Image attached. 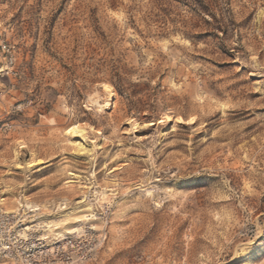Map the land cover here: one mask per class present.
I'll list each match as a JSON object with an SVG mask.
<instances>
[{"label": "rangeland", "instance_id": "374dc122", "mask_svg": "<svg viewBox=\"0 0 264 264\" xmlns=\"http://www.w3.org/2000/svg\"><path fill=\"white\" fill-rule=\"evenodd\" d=\"M27 202L92 213L89 264H264V0H0V211Z\"/></svg>", "mask_w": 264, "mask_h": 264}, {"label": "built area", "instance_id": "2783aa9c", "mask_svg": "<svg viewBox=\"0 0 264 264\" xmlns=\"http://www.w3.org/2000/svg\"><path fill=\"white\" fill-rule=\"evenodd\" d=\"M31 212L0 211V243L13 264H89L106 238L94 225L73 236L44 238L32 228L35 222L25 223Z\"/></svg>", "mask_w": 264, "mask_h": 264}, {"label": "bare ground", "instance_id": "6f19581e", "mask_svg": "<svg viewBox=\"0 0 264 264\" xmlns=\"http://www.w3.org/2000/svg\"><path fill=\"white\" fill-rule=\"evenodd\" d=\"M103 88H104L105 91L111 90L109 84H104ZM167 117H169V116L167 115ZM179 118H181V117H179ZM167 119H169V118H167ZM67 135H68V139L71 141V144L73 143L78 150H85V149L87 150V149H89L88 148V145L86 144V140H85V135H86L85 134V130L79 124H74V125L70 126L67 129ZM28 165L31 166L32 165V162L28 163ZM91 193H93V191H91ZM95 193H98V191L96 190ZM84 201H85V199L84 200H81L80 202H84ZM27 204H28V207L29 208H32V210H30V211H36V210L39 209L38 205H36V204L30 203V202H27ZM80 206H85L84 209H88V210L91 209V205L90 204H84V205H80ZM76 209H77L76 207L75 208H69L62 215L64 217L68 218V217H70L72 215L73 212L76 211ZM7 212L11 213L12 211H7ZM34 213H36V212H34ZM34 213L31 214V215H29V217L31 219L29 218V220L27 222H25V223L35 222V227H32V228H34L36 230V233L37 234L38 233L41 234L44 238L51 237V235L49 234V232H52L53 234H61V235H64V237L73 236L76 233L80 234L83 231L84 226H87V225H84L82 227H79L81 224L78 223V222H84V220H89L91 217H93V214L92 213L86 214V215H84L85 216L84 219L78 218L74 223L69 224L68 226H65V227L56 226L55 228H52L53 226L50 225L49 222H48V223L45 224L46 227L44 229H42L43 227H41V224H39V222L36 221L35 217L33 216ZM62 215H60V216H62ZM59 217L57 218L58 220H60ZM30 226L31 225H28L29 228H30ZM57 230H59V231H57ZM74 231H76V232L73 233ZM70 233H73V234L68 235ZM66 235H68V236H66ZM64 237H62V238H64ZM1 245L2 244L0 243V253L3 254L4 256L8 257L7 256V253H5L4 251H2ZM250 245H251V249L248 250L246 252V254H245L246 255L245 256L246 257V261L249 260V258L252 256L253 253H255V252H258L259 253V252L262 251V249L258 247L259 245H257V242H252Z\"/></svg>", "mask_w": 264, "mask_h": 264}]
</instances>
